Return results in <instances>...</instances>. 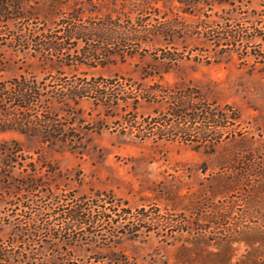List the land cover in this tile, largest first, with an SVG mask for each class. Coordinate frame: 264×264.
<instances>
[{
    "label": "rangeland",
    "instance_id": "374dc122",
    "mask_svg": "<svg viewBox=\"0 0 264 264\" xmlns=\"http://www.w3.org/2000/svg\"><path fill=\"white\" fill-rule=\"evenodd\" d=\"M3 2L0 81L45 78L52 126L0 130V264H264V66L220 34L264 24V0ZM67 17L81 39L65 38ZM41 33L59 54L37 51ZM91 78L113 79L119 99L72 100L70 84ZM152 85L237 118L206 148L148 135L128 125L167 111L138 99ZM101 206L120 216L65 229V211ZM140 209L156 219L124 218Z\"/></svg>",
    "mask_w": 264,
    "mask_h": 264
},
{
    "label": "trees",
    "instance_id": "16d2710c",
    "mask_svg": "<svg viewBox=\"0 0 264 264\" xmlns=\"http://www.w3.org/2000/svg\"><path fill=\"white\" fill-rule=\"evenodd\" d=\"M11 16L8 4L1 3L0 21H5ZM16 18L19 17L16 16ZM61 27H63L62 32L66 34L65 38H76L77 40L81 39L82 30L85 28L80 25V21L76 17L65 18ZM221 28L220 34L224 36L225 45H241L245 49V54L251 56L254 62L264 66V24L258 27L253 24L242 26L227 25L225 23ZM42 36V39L39 38L38 42L36 41L39 53L59 54L61 52L62 48L51 41L52 36H47V34ZM101 39L106 40V44H110L107 41L116 40L117 37H110L109 39L102 37ZM256 40H260V43L255 44ZM93 61H95L94 58ZM97 64L102 65L103 63ZM114 87L113 79L91 78L89 80H78L70 84L69 88L72 100L90 97L95 100H109L114 103L119 99V97L114 96L110 92ZM129 87L132 88L131 86ZM139 92L140 94L137 95L138 99H142L145 102H152L159 97L164 99L167 104V111L162 116L160 113H155V116L145 117L142 120L144 124L141 122L136 123L134 120L132 124L129 121L128 126L134 127L141 132L144 131L148 135H156L160 139L172 135L177 136L185 143H195L206 148V145L213 143L214 138L220 137L221 133L219 131L222 128H226L225 125L220 123V120L226 119L225 121L228 122V119L235 120L237 118L233 112L227 116L213 112L214 109L198 93L192 90L177 92L162 90L158 86L152 85L146 91L139 89ZM46 94L47 84L45 83V78L37 80L35 77H31L28 80L23 75H20L7 81H0V115L8 117L0 118V130L15 129L20 133L43 135V131L52 126V121L47 118L44 110ZM31 109L34 111L33 115L29 113ZM12 110L19 111L17 118L13 116L10 119ZM226 110H230V107H226ZM96 206L98 207L99 205L96 204ZM101 209L98 218H95V215L83 208L76 207L65 211L64 219L67 221L65 229H69L68 225L71 227H89L94 225L95 222L114 220L111 215L120 216L116 209H111L109 206L107 208L101 206ZM123 213L126 220H134L138 223L151 222L157 216L156 213L153 215L148 214V211L144 209H140L136 215L128 210H123ZM5 258V253H0V261H6Z\"/></svg>",
    "mask_w": 264,
    "mask_h": 264
}]
</instances>
